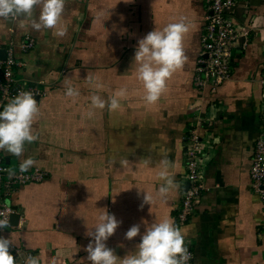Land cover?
<instances>
[{"label":"crops","instance_id":"obj_1","mask_svg":"<svg viewBox=\"0 0 264 264\" xmlns=\"http://www.w3.org/2000/svg\"><path fill=\"white\" fill-rule=\"evenodd\" d=\"M38 15L37 10L33 16ZM206 16V0H67L60 22L68 30L63 38L53 30L34 31L32 18L0 19V47H12L24 62L17 75L50 89L35 98L40 115L33 128L39 139L26 144L21 157L2 151L12 169L31 157V168L46 172L42 182L18 187L12 203L20 218L0 231L11 239L17 264L27 254L38 255L41 264L51 256L58 264H91L84 251L91 240L87 233L95 231L104 210L122 221L106 241L121 259L140 243V235L125 239L131 226L140 224L143 234L144 221L150 225L170 216L193 250L194 264H264V199L250 177L263 104L264 0H240L235 18L253 19L256 28L247 48L235 50L233 75L216 93L193 82ZM181 17L190 23L183 40L187 60L167 81L159 101L146 105L134 62L138 41ZM27 35L35 44L25 49ZM87 76L97 77L104 88H92ZM69 84L79 89V97L65 95ZM121 87L130 95L120 109H96L87 116L91 95L107 99ZM207 116L214 119L216 142L206 189L193 217L179 225L176 205L186 185L184 138L198 117ZM165 156L180 187L166 203L155 199L141 208L143 191L155 197L162 183L157 173ZM124 159L129 164L123 168Z\"/></svg>","mask_w":264,"mask_h":264},{"label":"clouds","instance_id":"obj_2","mask_svg":"<svg viewBox=\"0 0 264 264\" xmlns=\"http://www.w3.org/2000/svg\"><path fill=\"white\" fill-rule=\"evenodd\" d=\"M66 3L67 0H0V19L32 18L31 28L34 31L53 30L54 36L63 38L68 31L66 27L60 26ZM37 10L39 15L34 17L33 14ZM189 30L187 17H181L177 22L147 33L138 41L134 62L137 65V79L144 90L142 99L146 105L156 104L166 90L167 81L176 71L183 68L187 60L183 40ZM86 79L92 88H104V84L97 77L87 76ZM65 95L75 99L80 96V91L69 84ZM129 95L127 87L116 89L107 99L93 94L90 97L91 104L87 116L91 118L95 115L94 110H103L106 107L109 111H116L121 108V100L127 99ZM39 115L40 108L31 91H19L11 98L0 110V151L16 157L23 156L25 145L39 139V133L33 128ZM119 163L124 168L128 166L129 161L124 159ZM143 163L148 165L150 160L143 159ZM34 164L35 161L31 157L23 159L19 172H27ZM172 167V162L166 156L160 160L157 175L162 183L155 197L142 190L144 195L141 208L145 204L151 206L155 199L166 203L169 194L179 189L180 186L170 171ZM15 175V171H9L10 178ZM0 216L4 217L0 219L2 230L9 226V214L0 213ZM121 223L122 221L117 220L116 216L107 210L99 215L98 223L94 226L95 231L87 233L91 240L84 248L91 264H188L192 259V254L185 244L183 231L170 216L150 225L144 221L143 234L140 224L131 226L125 233V239L132 240L140 235V243L136 246V251L121 259L114 249L106 245V241ZM11 245V239L0 236V264H17V259L9 250ZM23 264H41V259L38 255L27 254ZM47 264H58V257H49Z\"/></svg>","mask_w":264,"mask_h":264},{"label":"built area","instance_id":"obj_3","mask_svg":"<svg viewBox=\"0 0 264 264\" xmlns=\"http://www.w3.org/2000/svg\"><path fill=\"white\" fill-rule=\"evenodd\" d=\"M239 3L240 0H206L207 16L193 78L198 89L218 92L233 75L235 50L246 49L250 43L251 34L256 27L253 19L247 18L241 22L235 18ZM34 44V38L27 35L22 46L26 49ZM23 65L24 62L16 58L12 47L7 50V57L0 59V110L19 91H31L34 98H41L48 91L45 86L17 75ZM260 119L250 177L253 189L264 199V91ZM213 121L214 119L208 116L198 117L184 138L186 183L188 182L189 186L183 191L179 204L176 205V221L179 225L193 217L206 189V169L216 142L212 133ZM9 171H15L16 175L10 178ZM45 178L46 172L39 167L30 168L25 173L12 169L6 164L4 154L0 151V213L9 214V225L12 213L18 211L12 203V197L18 187L42 182ZM2 218L4 217L0 216V219ZM189 251L192 259L188 264H194V252L191 248Z\"/></svg>","mask_w":264,"mask_h":264},{"label":"water","instance_id":"obj_4","mask_svg":"<svg viewBox=\"0 0 264 264\" xmlns=\"http://www.w3.org/2000/svg\"><path fill=\"white\" fill-rule=\"evenodd\" d=\"M7 57V51L4 48L0 47V59H5ZM189 183L187 182L185 185V190L188 188ZM20 218V214L16 212L12 213L11 218H10V223H17L18 219Z\"/></svg>","mask_w":264,"mask_h":264},{"label":"rangeland","instance_id":"obj_5","mask_svg":"<svg viewBox=\"0 0 264 264\" xmlns=\"http://www.w3.org/2000/svg\"><path fill=\"white\" fill-rule=\"evenodd\" d=\"M29 36H30V38H32L31 35H29ZM25 39H26V37H25ZM23 43H24V41H23ZM26 49H27V48H26ZM48 89H49V88H48ZM49 92H50V89H49ZM49 92L47 91L46 94H45V96H47Z\"/></svg>","mask_w":264,"mask_h":264}]
</instances>
